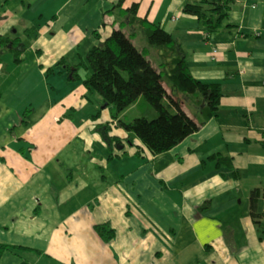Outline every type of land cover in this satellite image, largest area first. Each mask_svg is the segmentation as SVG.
Segmentation results:
<instances>
[{
  "label": "crops",
  "instance_id": "1",
  "mask_svg": "<svg viewBox=\"0 0 264 264\" xmlns=\"http://www.w3.org/2000/svg\"><path fill=\"white\" fill-rule=\"evenodd\" d=\"M188 1L0 0L1 34L39 33L20 61L1 54L0 243L27 250L0 264H264V0H236L213 32L184 12ZM132 16L170 32L193 76L223 91L217 116L155 156L110 108L94 117L84 94L70 107L54 100L49 80L114 29L144 33ZM105 125L118 142H105Z\"/></svg>",
  "mask_w": 264,
  "mask_h": 264
},
{
  "label": "trees",
  "instance_id": "2",
  "mask_svg": "<svg viewBox=\"0 0 264 264\" xmlns=\"http://www.w3.org/2000/svg\"><path fill=\"white\" fill-rule=\"evenodd\" d=\"M235 1L190 0L185 3L183 10L197 16L203 27L213 32L223 26ZM136 12L137 4L127 9V13L136 15ZM128 22L143 27L148 44L158 46L162 51L156 65L149 58V47L139 48L133 42V33L128 34L122 28L114 29L104 42L94 45L78 64L62 61L68 69V77L72 80L82 79L89 90L96 91L102 97L104 106L110 108L117 125L132 138H138L150 154L155 156L171 150L198 131L207 120L217 116L223 91L221 83L204 82L193 76L183 57L181 45L170 32L147 18L136 19L132 16ZM38 34L35 26L26 27L19 35L0 33V60L3 50L9 49L14 52V60L20 61L21 53L35 41ZM83 69L89 71L84 78L81 75ZM140 100L147 108V114L140 111L142 115L130 122L120 118V113ZM187 101L200 113V121L186 110ZM151 108L154 110L153 116L149 112ZM100 113L101 110L94 117ZM109 128L105 125L101 129L105 142H118V137L108 134ZM128 141L131 138L128 137ZM216 158L218 164L232 165L231 158L219 155ZM233 173L237 175V171ZM259 194L258 189L251 192V213L254 218L257 217L256 198ZM205 208L207 205L202 206V209ZM94 228L105 241L115 234L109 224H98ZM7 250L27 248L0 243V260Z\"/></svg>",
  "mask_w": 264,
  "mask_h": 264
},
{
  "label": "rangeland",
  "instance_id": "3",
  "mask_svg": "<svg viewBox=\"0 0 264 264\" xmlns=\"http://www.w3.org/2000/svg\"><path fill=\"white\" fill-rule=\"evenodd\" d=\"M194 1V0H193ZM138 34L133 37V42L139 47H149V58L153 62V64L156 65L158 60V46H151L148 44L145 34L142 31H138ZM6 49L3 50V52ZM63 71V74L60 78H55L54 75H51L49 80L53 83L54 89L52 91L53 99L60 102L64 101L67 105V107H70L74 104L76 100H78L81 95H85L88 99V106L92 105L94 107V112H98L100 110L107 111V109H104V102L102 97L93 90H89L85 84L83 83L82 79L79 80H72L68 77V71H65L63 68H59V70ZM81 74L86 75L88 74L86 70L81 71ZM60 76V75H59ZM166 80V79H165ZM167 81V80H166ZM188 100V99H187ZM98 109V111H97ZM153 110V108H151ZM186 110L188 113L193 116L194 118L197 117L198 114H196L195 111H197L195 108H193L187 101ZM143 112V114H147L148 110L145 107L144 104L140 106H132L127 108L124 112L120 113V118L125 120V122H130L134 118L141 116L140 113ZM154 111V110H153ZM193 114V115H192ZM109 177L112 179L113 176L110 172H108Z\"/></svg>",
  "mask_w": 264,
  "mask_h": 264
}]
</instances>
